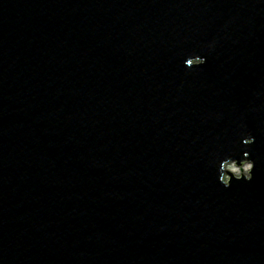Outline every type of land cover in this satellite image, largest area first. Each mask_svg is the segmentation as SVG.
<instances>
[{"label": "water", "instance_id": "obj_1", "mask_svg": "<svg viewBox=\"0 0 264 264\" xmlns=\"http://www.w3.org/2000/svg\"><path fill=\"white\" fill-rule=\"evenodd\" d=\"M0 264H264V0H0Z\"/></svg>", "mask_w": 264, "mask_h": 264}, {"label": "clouds", "instance_id": "obj_2", "mask_svg": "<svg viewBox=\"0 0 264 264\" xmlns=\"http://www.w3.org/2000/svg\"><path fill=\"white\" fill-rule=\"evenodd\" d=\"M207 58L201 55H193L186 59V66L197 67L206 63ZM254 137L248 136L244 139L245 144H252L254 142ZM250 153L245 152L243 159H237L232 157L224 158L219 165V175L218 180L225 187H231L232 181L235 178L240 180L247 178L251 180L253 178V169L255 166V161L253 159L247 158Z\"/></svg>", "mask_w": 264, "mask_h": 264}]
</instances>
